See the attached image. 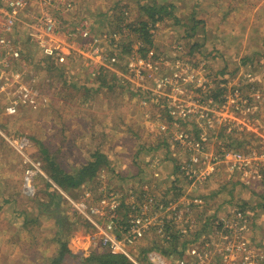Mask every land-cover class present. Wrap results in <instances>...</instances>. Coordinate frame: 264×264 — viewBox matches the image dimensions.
<instances>
[{
  "label": "rangeland",
  "instance_id": "374dc122",
  "mask_svg": "<svg viewBox=\"0 0 264 264\" xmlns=\"http://www.w3.org/2000/svg\"><path fill=\"white\" fill-rule=\"evenodd\" d=\"M68 1L71 8H51V13L64 17L63 27L73 29L85 20L97 35H116L112 43L116 47L107 49L114 52H108L111 57L116 53L118 59L128 58L140 51L149 57L152 52L154 68L127 86L115 78L114 71L122 72L119 64H113L114 71L102 73L107 80L102 84L97 74L91 78L82 63H73L60 81L57 73L50 76L52 70L38 62L33 46L31 65L50 104L2 116L0 123L6 134L30 143L24 152L41 165V172L34 179V192L28 193L24 182L32 165L0 136V264H53L64 242L78 255L62 264H83L86 251H108L93 243V227L66 198L60 194L59 205L50 204L52 190L47 185L51 169L74 176L96 153L110 161L100 170V179L63 192L81 201L84 192L93 189L91 202L108 209L114 206L120 221L127 218L130 207L148 209L146 217L152 215V225L133 251L143 264H150V252L175 257L197 238L210 239L211 250L218 241L244 237L264 254V164L263 180L253 176L255 171H231L226 165L206 182L197 179L209 170L207 158L220 156L224 149L246 153L264 143V0ZM122 9L128 14L123 20ZM142 22L148 25L151 43L136 32ZM175 74L188 81L183 87L189 91L180 97L184 102L193 97L209 103L214 98L216 105L225 94L233 96L242 90L241 99L256 107L253 114H244L242 102L239 111L225 104L217 112L223 110L250 127L257 126L258 133L226 134L227 127L218 125L214 139L206 145L207 158L191 149L190 143L200 139V117L176 122L166 115L168 104L150 96L154 79ZM194 75L193 83L189 82ZM50 77L53 83H42ZM181 133L188 135V142L180 140ZM97 185H105L106 192L98 196ZM115 193L117 202L109 197ZM160 206L177 207L182 213L176 216ZM226 215L239 218L246 231L239 229L236 234L214 228V222Z\"/></svg>",
  "mask_w": 264,
  "mask_h": 264
},
{
  "label": "built area",
  "instance_id": "2783aa9c",
  "mask_svg": "<svg viewBox=\"0 0 264 264\" xmlns=\"http://www.w3.org/2000/svg\"><path fill=\"white\" fill-rule=\"evenodd\" d=\"M53 5L56 6V10L61 7H72L71 1L68 0H0V121L2 116L13 117L17 116L21 110L38 109L50 104L49 97L41 88L43 86L39 84L40 79L36 75L38 72L31 65L34 60L33 46L39 55V58L36 56V59L44 66L45 62L53 61L67 72L70 64L82 63L84 67H87L92 78L95 77V74L99 76L108 70L114 71L113 64H119L122 66L123 73L114 71L115 78L122 85L127 84V86H131L129 82L143 78L148 70L154 68L150 59L153 55L152 52H150L149 57L146 56L145 51H140L141 53L145 52V55L136 53L132 57L123 59H118L116 53L114 57H111V54L114 53L112 48L116 47L112 44L117 41L115 34L97 35L93 33V29L85 20L78 21L73 29L65 28L61 19L64 17L61 14L51 13ZM107 49L112 51H107ZM108 52L112 53L108 54ZM187 68L189 71L192 70L190 67ZM195 78V75L190 76L189 82L193 83ZM45 82L53 83L52 77L42 80V83L45 84ZM153 82L154 84L150 88V96L154 97L153 99L156 98L157 101L163 100L164 103L168 104L166 115L171 116L176 122L196 116L200 117L201 123L198 124L200 139L190 143V148L197 152L204 154L207 143L211 142L216 135L218 125L227 127L226 134L235 131L258 133L257 126L250 127L233 114V116L223 114V110L220 113L217 112L225 107V104L239 111L242 102L245 107L244 114H253L256 107L241 99L242 90H236L233 96L225 94L219 99V103L214 105V98L213 102L207 100L209 103L193 97L188 102H184L180 97L183 96L184 92L189 91L188 87H183L188 81L184 82V79L178 74L171 78H156ZM206 87L208 88L207 85L204 86V88ZM167 89L169 91L166 94ZM144 91L147 93L148 89ZM161 95L163 98L165 96V99H162ZM178 100L185 105H177L176 101ZM200 111L203 113H199ZM227 111L229 112V110ZM241 123L246 127H243ZM1 126L0 123V136L20 155L24 156L25 163L29 162L32 165V168L26 171L24 184L28 193L34 192V179L37 177L38 171L41 172V165L33 162L29 155L24 152L25 148L30 146L26 139H16L6 134ZM179 138L188 142L187 134L181 133ZM259 145V148L249 149L246 153L224 149L220 156L211 157L210 160L204 154L208 161L209 170L201 172L197 179L206 182L226 165L231 171H255L253 176L263 180L260 169L264 164V143ZM100 177V185H102L105 182L103 177ZM50 182L66 198L68 203L91 224L94 229L90 236L93 243L108 248L112 254L124 255L133 264H143L139 255L134 254L133 251L134 245L152 225V215L146 217L148 209L130 207V212L126 214L127 218L120 221L114 206L108 209L102 204L95 205L96 202H91L92 197H94L93 189L85 191V197L80 201L67 195L51 180ZM100 185L95 188L99 193L98 196L107 190L105 185L99 187ZM146 189L148 187L145 185L144 190L146 191ZM133 191L128 190V194L134 193ZM109 197L115 202L119 198L116 193ZM199 202L202 201L199 200ZM161 207L163 206L159 208ZM164 210L172 214L175 212L174 215L176 216L182 213L181 209L177 207L170 206ZM242 215L243 213L240 211L239 216ZM232 217L234 216L226 215L224 218H219L214 222V228L221 227L223 231L233 230L236 234L239 229L246 231L244 227L240 226L242 223L237 217H234L233 223L229 224ZM215 236H219V234L216 233ZM209 242L210 239L203 238L190 240L185 250H182L178 255L176 254L175 257L173 255L166 257L161 252L156 251L150 252L147 256L150 264H216L217 261H220L221 264H238L240 260L242 264L264 262V254L255 249L251 245L253 243L244 237L232 242L229 239H224L222 243L218 241L211 250H208Z\"/></svg>",
  "mask_w": 264,
  "mask_h": 264
},
{
  "label": "trees",
  "instance_id": "16d2710c",
  "mask_svg": "<svg viewBox=\"0 0 264 264\" xmlns=\"http://www.w3.org/2000/svg\"><path fill=\"white\" fill-rule=\"evenodd\" d=\"M152 10L155 12L154 7H150L149 11ZM127 11L122 9L121 13V20L125 16H127ZM151 16H154V13H151ZM147 23H140V28L136 31L141 32L142 35L144 36V39L148 42L151 43V34L148 30V25ZM45 65L49 67L52 72L50 76H53L54 74L57 73V76L60 81H64V76L66 70L63 67H60L53 61H48L45 62ZM104 72V71H103ZM104 78V75H99L97 79L101 80V83L104 84L105 82L107 83V80L102 79ZM48 159V157H47ZM110 164V161L107 156L105 155H100V154H95L94 159L89 161L85 166H83L76 175H66L63 173L60 169H51L54 166L50 163V173H51V179L63 190L68 189L69 187L71 188H77L81 187L85 183H88L92 180H99L97 179L99 172L102 168L108 167ZM47 185L50 187V189L55 192L49 194L51 198L53 197V201L51 200V205L58 206L59 205V198L61 197L59 191L51 185L50 183H47ZM95 188V187H94ZM59 196V198H58ZM69 228H66V225L64 227V230H68ZM173 249L176 248L175 246H172ZM76 252H72L70 249L69 245L64 242L61 245L60 253L59 256L53 260V264H62V262L68 260V258H76L77 257ZM84 260L83 264H133L128 258H126L124 255L121 254H112L109 250L104 251V252H95V251H86L84 255Z\"/></svg>",
  "mask_w": 264,
  "mask_h": 264
},
{
  "label": "crops",
  "instance_id": "0c3cea01",
  "mask_svg": "<svg viewBox=\"0 0 264 264\" xmlns=\"http://www.w3.org/2000/svg\"><path fill=\"white\" fill-rule=\"evenodd\" d=\"M1 138H2V137H1ZM6 144H8V142H7ZM8 146H9L10 148H12L13 150H15L11 145L8 144ZM63 191H64V189H63Z\"/></svg>",
  "mask_w": 264,
  "mask_h": 264
},
{
  "label": "clouds",
  "instance_id": "9594fccd",
  "mask_svg": "<svg viewBox=\"0 0 264 264\" xmlns=\"http://www.w3.org/2000/svg\"><path fill=\"white\" fill-rule=\"evenodd\" d=\"M102 75V74H101ZM92 78V77H91ZM92 79H94V78H92ZM50 179H51V177H50ZM52 182H54L53 180H51ZM51 183V182H50ZM55 183V182H54ZM56 184V183H55Z\"/></svg>",
  "mask_w": 264,
  "mask_h": 264
}]
</instances>
